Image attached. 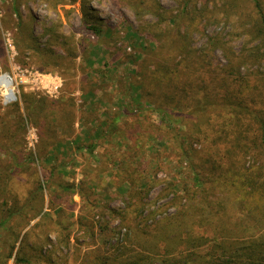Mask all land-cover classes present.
I'll return each mask as SVG.
<instances>
[{
	"label": "rangeland",
	"instance_id": "374dc122",
	"mask_svg": "<svg viewBox=\"0 0 264 264\" xmlns=\"http://www.w3.org/2000/svg\"><path fill=\"white\" fill-rule=\"evenodd\" d=\"M260 1L264 5V0ZM83 4L96 15L103 28L100 34L82 27ZM253 9L252 0H0V72L15 76L17 81L15 99L7 104L0 101V170L8 175L15 164L11 156L23 163L17 174H10L19 199L36 181H45L43 210H48L54 187L63 182L76 190L81 186L83 196L89 199L82 200L75 193L65 200H53L63 204L61 213L56 215L50 209L53 218L59 215L63 224H70L71 242L78 238L85 246L100 247L103 252L120 246L140 252L142 242L155 239L151 235L176 212L171 203L179 202L174 192L188 166L186 160L181 161V132L188 128L189 133L199 136L189 143L197 156L203 153L216 160L226 149L232 155L241 152L242 143L234 141L236 132L221 107L222 98L211 99L214 105L206 106L202 120L180 109L177 99L167 92L174 85H182L189 75L184 70L173 72L185 52L182 40L190 42L187 51L192 52L217 41L209 56V70L226 63L219 40L237 56L252 54V61L241 66L237 74L250 81V89L264 78V35L252 33L243 18ZM46 28L55 30L69 49L53 41L49 45ZM32 37L40 48L47 44L54 53L30 48ZM156 76L163 84L171 78L167 91ZM23 92L31 94L38 107L41 99L55 100V109L64 122L74 118L70 129L58 132V143H46L44 126L30 121L21 102ZM15 103H19L20 113L14 111ZM121 109L126 115L120 117L115 129L105 132L104 122ZM21 116L23 127L18 126ZM199 121L204 123L193 126ZM13 138L15 144L11 146ZM89 143L94 144L91 152L83 148ZM5 146L11 149V156L2 151ZM244 161L248 165L254 159L246 156ZM141 174H146L152 187L144 196L143 213L135 218L133 207L125 208L127 190ZM4 176L0 184L5 182ZM119 189L125 191L120 194ZM232 200L225 198V216L215 219L227 227L244 217ZM106 206L119 211L125 208L124 221L109 215ZM79 216L83 224H77ZM89 221L105 228L94 240L83 233ZM205 234L214 236L210 229ZM180 248L186 256V245ZM159 251L164 253L162 247ZM7 264H13L12 259Z\"/></svg>",
	"mask_w": 264,
	"mask_h": 264
},
{
	"label": "trees",
	"instance_id": "16d2710c",
	"mask_svg": "<svg viewBox=\"0 0 264 264\" xmlns=\"http://www.w3.org/2000/svg\"><path fill=\"white\" fill-rule=\"evenodd\" d=\"M252 1L254 9L243 18L250 24L249 30L252 33L264 35L263 2ZM82 8L83 11L86 10L82 18V27L91 33L100 34L103 28L98 23L96 15L86 8L85 4ZM89 13L91 15H88ZM45 33H49L47 39L49 45H52L53 41L62 48L69 49L55 30L46 28ZM214 41L208 48L192 52L187 51L190 42L182 40L185 52L177 60L173 70V72L184 70L189 74L182 85H174L172 90H168V85L170 87L172 83L171 78H168L164 84L160 77L162 75L156 76L155 79L159 84L162 83L160 86L164 85L165 89L167 88L166 91L168 90L171 97L177 99L180 109H186L190 114L194 113V117L202 120L205 119L203 114L207 109L206 106L214 105L211 99L222 98L221 107L227 111V115L230 116V127L236 132L234 141L242 143L241 152L232 155L229 149H226L227 152L220 153L216 160H210L209 156H204L203 153L197 156V150L192 149L189 143L193 141L192 138L197 139L199 136L196 134L194 136V132L189 133L188 128L186 132H181V161L186 160L188 166L180 184L177 185V191L174 192L175 200L179 199L178 203L176 201L171 203L176 207L174 216L166 218V222L157 228L158 232L151 235L155 239L140 243L142 245L140 252L127 251L123 246L117 250L103 252L100 247L85 246L82 242H78V238L72 243L70 224H63L59 215L53 218L50 212L52 209L57 215L64 209L63 204L59 202L54 204L53 200L61 201L62 197L65 200L75 193L82 200L88 198L83 196L82 187L76 190L68 182L54 187L52 200L46 207L48 210H43L45 181L42 183L36 181L35 185L22 195V199H19V193L11 186L10 174H17L23 163L17 162L10 155L11 149L5 146L2 151H6L15 164L8 175L6 171L0 170V182L2 174L5 175L2 178L5 182L0 184V264H7L10 259L13 264H71V262L72 264H264V78L257 80L255 84L251 83L249 89L247 84L250 81L237 74L241 66L252 61L253 55L237 56L225 42L220 40L218 44L226 52V63L209 70L211 62L209 56L217 43L216 40ZM28 45L40 53L53 52L51 46L47 44L40 48L34 37ZM70 50L73 53L74 47ZM158 74L160 72L157 70L156 75ZM154 75L155 73L152 72L151 78L154 79ZM21 102L31 117L30 121L36 123V126H44L48 132L46 143L50 145L60 141L58 132L67 127L70 129L73 124L74 118L71 116L69 123L62 120L59 111L55 109V100L41 99L38 107V103L32 100V95L23 92ZM13 108L20 113L19 103H15ZM124 112L125 110L121 109L112 115L111 120L104 122L105 132H108L107 129L111 131L116 128L120 117L126 115ZM168 117L172 119L171 114ZM20 121L21 124L18 122V126L23 127L22 116ZM203 123L199 121L193 126L200 127ZM102 129L100 128V131ZM225 131L227 132L226 128ZM254 131H257V134ZM186 141L188 144L185 143ZM13 144H15L14 138L10 140V145ZM93 147L94 144L89 143L83 148L91 152ZM246 156L254 159L252 164H245ZM50 175L53 173L51 172ZM145 175L141 174L138 181L136 177L135 183L127 190L129 198L125 208L133 207L134 211L129 210L134 212L135 218L143 213L144 196L152 187V183ZM122 181L126 183L125 180ZM124 191L125 189H119L118 193ZM179 191H182L180 196L177 194ZM225 198L234 199L232 201H235L238 209L244 213V217L230 227L215 221L225 216ZM125 208L119 211L117 208L106 206V211L109 215H116L124 221L127 212ZM221 213L223 214L219 215ZM35 217L38 218L30 225ZM77 221V224H83L80 216ZM25 227V231L19 237ZM172 227L175 229L170 230ZM103 229L105 228L101 225L96 226L94 221H89L84 225L83 233L85 237L94 240L95 234ZM129 229L133 230L132 227ZM207 229L212 230L214 236L205 234ZM184 245L187 250L186 256L182 255L185 250L180 248ZM160 247L164 250L162 255L159 251Z\"/></svg>",
	"mask_w": 264,
	"mask_h": 264
},
{
	"label": "built area",
	"instance_id": "2783aa9c",
	"mask_svg": "<svg viewBox=\"0 0 264 264\" xmlns=\"http://www.w3.org/2000/svg\"><path fill=\"white\" fill-rule=\"evenodd\" d=\"M16 77L0 72V101L7 104L15 99Z\"/></svg>",
	"mask_w": 264,
	"mask_h": 264
}]
</instances>
